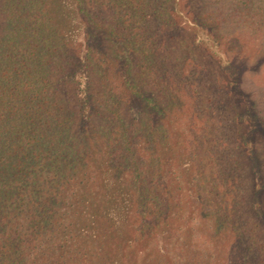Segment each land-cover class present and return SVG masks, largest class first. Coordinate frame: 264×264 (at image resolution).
Wrapping results in <instances>:
<instances>
[{
	"label": "trees",
	"instance_id": "trees-1",
	"mask_svg": "<svg viewBox=\"0 0 264 264\" xmlns=\"http://www.w3.org/2000/svg\"><path fill=\"white\" fill-rule=\"evenodd\" d=\"M263 64L264 0H0V264H264Z\"/></svg>",
	"mask_w": 264,
	"mask_h": 264
},
{
	"label": "rangeland",
	"instance_id": "rangeland-1",
	"mask_svg": "<svg viewBox=\"0 0 264 264\" xmlns=\"http://www.w3.org/2000/svg\"><path fill=\"white\" fill-rule=\"evenodd\" d=\"M254 49V46L248 48V49H244V52H240L241 56H239V58H241L242 60H245L246 62H248V64H251L252 61H254V58H256V53L255 52H250ZM231 52V51H230ZM233 52V51H232ZM231 52V53H232ZM255 53V54H254ZM247 59V60H246ZM206 63V62H204ZM249 78H251V72H249ZM216 77L212 75L209 76L208 80H207V86L212 84L213 81H215ZM250 81H254L258 84H264V64L263 67L261 68L260 72H258L257 76H253L252 79ZM243 87L245 86L244 84L242 85ZM208 94V93H207ZM206 93H203V95H207ZM207 97V96H206ZM214 97V95L212 96ZM211 96H209L208 98H212ZM230 106V105H229Z\"/></svg>",
	"mask_w": 264,
	"mask_h": 264
}]
</instances>
